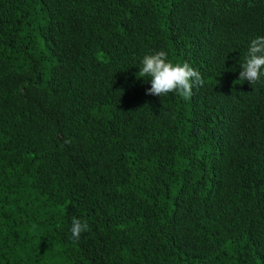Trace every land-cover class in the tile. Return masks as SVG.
Segmentation results:
<instances>
[{
    "label": "trees",
    "instance_id": "trees-1",
    "mask_svg": "<svg viewBox=\"0 0 264 264\" xmlns=\"http://www.w3.org/2000/svg\"><path fill=\"white\" fill-rule=\"evenodd\" d=\"M258 36L264 0H0V264H264ZM160 50L191 98L146 94Z\"/></svg>",
    "mask_w": 264,
    "mask_h": 264
},
{
    "label": "clouds",
    "instance_id": "clouds-1",
    "mask_svg": "<svg viewBox=\"0 0 264 264\" xmlns=\"http://www.w3.org/2000/svg\"><path fill=\"white\" fill-rule=\"evenodd\" d=\"M239 80L248 81L252 85L264 75V36H258L250 41L243 62L240 64ZM137 74L138 79L150 82L151 87L147 95L158 97L175 93L187 100L193 95L194 87H203L204 80L201 73L195 70L189 63H173L168 59V53L164 50L154 54L145 55L141 60ZM66 143H71L66 141ZM88 230L86 221L73 217L71 221V239L75 242L81 234Z\"/></svg>",
    "mask_w": 264,
    "mask_h": 264
}]
</instances>
